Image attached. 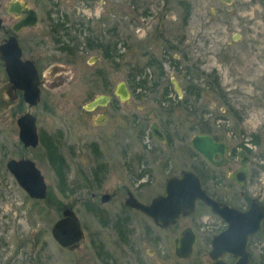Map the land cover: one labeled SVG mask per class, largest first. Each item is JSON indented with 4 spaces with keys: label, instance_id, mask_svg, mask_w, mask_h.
I'll return each mask as SVG.
<instances>
[{
    "label": "rangeland",
    "instance_id": "obj_1",
    "mask_svg": "<svg viewBox=\"0 0 264 264\" xmlns=\"http://www.w3.org/2000/svg\"><path fill=\"white\" fill-rule=\"evenodd\" d=\"M28 1L44 20L39 26L42 42L54 45L56 56L65 57L57 51L60 37L73 50L76 47L70 58L81 61L72 63L76 76L66 90L77 87L83 92L79 97L57 96L51 113L41 106L35 110L39 128L51 135V142L40 140L23 156L44 177L48 195L42 201L29 198L6 170L9 159H20L19 114L10 110L0 116V264H78L81 249L73 254L61 250L51 228L62 206L73 208L82 227L96 228L100 217L88 204L99 198L92 194L144 187L152 197L166 178L192 170L209 194L228 200L227 170L212 168L191 150L189 141L195 135L209 134L229 145L248 144L255 159L264 161L263 11L250 3L228 7L197 0L186 20L184 7L172 0ZM216 6L224 10L221 15ZM239 6L246 8L237 11ZM164 20L181 23L179 32L169 30ZM161 28L163 38L153 31ZM99 42L102 49L96 48ZM95 57L99 60L89 65ZM150 58L154 62L149 66ZM132 67L144 68L135 82L146 80V86L138 87L139 98L132 93L123 105L113 92L117 83L129 82ZM195 70L203 74L200 82ZM161 74L174 77L177 89L187 92V103L178 104L171 86L172 116L165 113L163 100L155 103L158 96L150 98L148 91ZM187 77L199 84L198 97L185 89ZM103 94L112 98L107 107L91 113L81 109ZM100 114L107 122L97 127L93 120ZM159 117L165 143L148 133L150 122ZM62 160L60 170L53 168ZM108 210L113 212V207Z\"/></svg>",
    "mask_w": 264,
    "mask_h": 264
},
{
    "label": "flooded vegetation",
    "instance_id": "obj_2",
    "mask_svg": "<svg viewBox=\"0 0 264 264\" xmlns=\"http://www.w3.org/2000/svg\"><path fill=\"white\" fill-rule=\"evenodd\" d=\"M172 1L178 3L180 8L184 7L185 19L187 20L190 15L188 9L193 8V3L197 0ZM208 1L215 5L223 4L228 7L234 4L250 3L251 6H255L264 12V0ZM216 8L220 10V12L219 10L218 12L216 11L219 15L224 12V10L220 9V6H216ZM244 8L246 7L239 6L237 11ZM174 18L176 17L174 16ZM180 18L182 19V17ZM43 22L44 20L40 17L39 11L28 0H0V106L2 107L0 116L10 110L18 113L20 134L21 126L24 124L23 121L21 122L22 118L25 115H31L35 121L38 141L35 147H25V142L19 135V160L26 159L23 156V151L36 148L40 140L44 144L48 141L51 142V135L45 129L41 130L39 128L40 118L35 110H38L41 106L42 110H47L48 113H51L57 96L79 97L83 92L76 91L77 87H71L73 90H66L76 76L72 63L81 61L70 58L75 55L74 50L76 47L73 50L72 46L62 42L60 36L58 39L54 36L57 39L56 41L60 42L58 44L61 45L57 51H61L65 57L56 56L54 45L42 42L43 38L39 32V26ZM163 24L169 30L179 32V24L181 23L177 24L174 20L172 23H166L164 20ZM212 24L214 25L215 22H212ZM153 31L160 34V37L163 38L161 33H165L164 29H153ZM233 40L237 41V36ZM96 48L102 49V43L99 42ZM17 53L19 54L18 57H16ZM98 60L99 57L91 58L87 63L92 65ZM5 62H13L15 64L14 73L19 76L17 84L10 80L4 66ZM147 62H150L148 64L150 66L151 62H154L153 58L148 59ZM196 69L199 70L198 67ZM143 70L144 68L138 71L137 68L132 67L129 82H124L128 92L126 100H121L119 95H117L116 90L120 82L116 84L113 94L121 104L127 105L132 93L139 98L138 95L140 94L136 92L138 87L146 86V80L143 81V84H138L135 80L140 77L139 75ZM184 72H186V68ZM201 76L203 74L197 71L195 77L198 82H200ZM187 78L185 89L192 90V93L198 97L201 92L199 84L195 86L192 83L194 78ZM171 86H173V92L179 100L178 104L187 103L186 98L183 101L184 92L186 91L177 89L179 84L174 77L167 79L163 74L158 75L150 88H148L151 94L150 98L152 96H158L159 98L157 100L153 97L155 103L161 105L160 100H163V105L166 104L165 113L168 116L170 114L171 116L173 115V108L170 107V105H174L172 102L174 95L171 92ZM159 88L161 90H158ZM36 90L38 92V102L33 104ZM98 96H106L109 99L104 106L87 110L86 105ZM98 96L82 105L81 109L84 112L91 113L99 108L107 107L111 102L112 98L107 94ZM106 122L107 117L104 114H100L93 120V125L97 127L103 126ZM153 124L157 125L164 141H160L153 136L151 130ZM162 130H164V124H162L160 117L150 122L148 133L152 137L151 139L165 143L166 138ZM202 135L211 136L209 134ZM212 139L215 142H221L213 137ZM191 140L189 141L191 150L199 155L191 147ZM226 146L225 163L222 167H213L199 155L212 168L227 170L226 179L228 184L226 193H228V200L223 202L216 199L202 185V188L211 199L225 205L230 210L225 212L224 218L211 211L202 201L195 203L193 213L187 216L181 215L174 221H170V224L162 220L154 221L151 217L130 205L135 200L148 206L153 199L159 196H166L167 180L174 176L179 177L183 171L197 175L192 170H182L179 174H173L171 177L166 178L162 189L152 197H147L149 193L146 194L144 187L134 190L123 187L124 189H119L120 192L116 190L111 194H92L93 199L99 198V202L94 200V202L88 204L90 206L89 209L100 217L97 219L96 228L86 224L82 227L73 208L71 206H62L58 209L60 211L59 219L51 228L53 241L67 254H73L81 249L78 261H76L78 264H212L215 262L213 256L218 257V260L224 264H264V161L260 157L259 161L255 159L248 144H226ZM95 148L98 152L100 151L99 146H95ZM48 149L53 153L50 148ZM53 155L55 154L53 153ZM215 159L217 162L221 161L218 155L215 156ZM241 162L246 164L247 169V173L243 178L238 173L242 168ZM57 163L54 164L53 168H59L60 170V166L62 163L64 164V161H58ZM148 174L150 175L148 172L145 176H148ZM138 178L140 179V177ZM114 201L117 203H114ZM111 206L113 207V212L108 210V207ZM66 209L75 214L82 232V236L75 248H72V246H61L52 235L54 225L64 218L63 212ZM222 234H224L223 239L219 238Z\"/></svg>",
    "mask_w": 264,
    "mask_h": 264
},
{
    "label": "water",
    "instance_id": "obj_3",
    "mask_svg": "<svg viewBox=\"0 0 264 264\" xmlns=\"http://www.w3.org/2000/svg\"><path fill=\"white\" fill-rule=\"evenodd\" d=\"M18 56L19 54L17 53L16 57ZM4 66L10 80L17 84V78H19V76L14 73L15 64L13 62H5ZM116 93L121 100H126L128 98V92L123 82L118 84ZM108 99L109 98L106 96H98L86 105V109L92 110L98 106H104ZM37 102L38 92L36 90L33 104ZM1 108L0 106V109ZM22 121L24 124L21 126L20 134L19 118L16 121L18 127V140L20 135V138L25 142V147H35L38 141L34 118L31 115H25L21 122ZM151 130L156 139L164 141L163 135L156 124H153ZM191 146L213 167H222L225 163L227 146L224 143L214 142L213 139L207 135H196L191 140ZM216 155L220 157V162L215 160ZM241 166L242 168L238 173H240L243 178L247 173V169L244 162H241ZM6 170L29 198L33 200H44L46 198L47 186L44 177L32 161L26 159H9L6 162ZM197 201H202L211 211L218 214L221 218L225 217L224 214L226 211H230L225 205L214 201L206 194L202 189L198 176L186 171H183L179 177L174 176L167 180L166 196H159L153 199L148 206L135 200L132 201L130 205L145 213L154 221L162 220L170 224V221H174L181 215L187 216L193 213ZM63 216L64 218L54 225L52 235L61 246H72V248H75L82 236L79 221L75 214L69 209L63 212ZM219 238L223 239L224 234ZM213 258L215 262L212 264H224L222 261L218 260V257L213 256Z\"/></svg>",
    "mask_w": 264,
    "mask_h": 264
}]
</instances>
